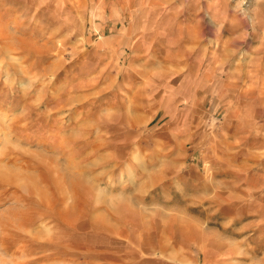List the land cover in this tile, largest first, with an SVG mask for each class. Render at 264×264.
Wrapping results in <instances>:
<instances>
[{
  "label": "rangeland",
  "instance_id": "374dc122",
  "mask_svg": "<svg viewBox=\"0 0 264 264\" xmlns=\"http://www.w3.org/2000/svg\"><path fill=\"white\" fill-rule=\"evenodd\" d=\"M0 32V165L39 214L2 258L264 264V0H0Z\"/></svg>",
  "mask_w": 264,
  "mask_h": 264
},
{
  "label": "bare ground",
  "instance_id": "6f19581e",
  "mask_svg": "<svg viewBox=\"0 0 264 264\" xmlns=\"http://www.w3.org/2000/svg\"><path fill=\"white\" fill-rule=\"evenodd\" d=\"M14 30V29H13ZM2 32V31H1ZM0 32V33H1ZM13 34V33H12ZM1 35V34H0ZM5 36V35H4ZM8 38V37H7ZM18 38V37H17ZM9 39V38H8ZM7 39V40H8ZM19 40V38H18ZM23 41V40H22ZM21 43V42H19ZM18 43V44H19ZM25 43V42H24ZM13 44V43H12ZM22 44V43H21ZM7 45V44H6ZM20 45V44H19ZM21 46V45H20ZM17 47V46H16ZM26 47V45H25ZM19 48V47H18ZM4 49V48H3ZM6 49V48H5ZM31 49V48H30ZM7 50V49H6ZM13 50V49H12ZM4 51V50H3ZM16 51V50H15ZM20 51L19 49L17 50V52ZM1 54V53H0ZM7 54V53H6ZM6 56V55H5ZM2 57V56H1ZM4 68V67H3ZM8 73V72H7ZM6 78V77H5ZM9 78V77H8ZM12 81V80H11ZM3 113V112H2ZM9 115H7L8 117ZM6 117V116H5ZM13 117V116H12ZM3 118V116H2ZM11 118V117H10ZM16 118V117H15ZM14 118V119H15ZM12 119V118H11ZM13 120V119H12ZM3 123V121H1ZM9 122V121H8ZM6 123V122H5ZM17 123V122H16ZM1 125V123H0ZM19 125V124H17ZM4 127L6 129H9L11 126H10V123H6L4 124ZM13 127V125H12ZM17 127V126H16ZM42 129V128H41ZM16 130V129H15ZM8 133H6V135L4 137H1V134H0V139H2V146H0V150L3 149L6 153H11V151L13 150H10L9 148H7L5 145L8 141H16V142H19V139L17 138V136L13 137L15 138L13 140V138L10 137V135H8ZM13 136V135H11ZM1 141V140H0ZM60 142V141H59ZM62 142V141H61ZM60 142V143H61ZM82 142V141H81ZM85 142V141H84ZM15 143V142H13ZM44 143V141H43ZM87 144V143H86ZM57 145V144H56ZM60 145V144H59ZM78 147V146H77ZM53 148H56V147H53ZM18 150V149H17ZM14 151V150H13ZM16 152V151H15ZM14 152V153H15ZM5 154V153H4ZM7 156V155H6ZM15 158V157H14ZM13 158V159H14ZM25 158V157H24ZM47 160L50 159L51 157L50 156H46ZM2 160V159H1ZM9 159H7L8 161ZM12 160V159H11ZM15 160V159H14ZM6 161V163H7ZM16 161V160H15ZM26 162V161H25ZM0 169H6L4 172L0 173V200L2 199L1 196L2 195H5L7 191V189H5L4 187L8 186L10 189L11 187H13L14 185L15 186H19V185H22L23 184V181L25 180V177H24V173H19L17 170H12L11 168H8V167H5L4 165H0ZM8 170H10L9 172H7ZM71 180H74L73 182V185L77 184V182L81 181L82 177L80 175H71ZM13 185V186H12ZM4 186L2 189L1 187ZM28 192L27 195L30 194H37L38 196H42L41 193L39 190H33V189H29V190H26ZM25 191V192H26ZM10 193L13 197H17V198H20V199H23L25 201L28 202V207L32 204V207L33 205L37 204L38 201H36L35 199H32V198H27L25 197V195H19L17 194L16 190H10ZM7 196V195H6ZM43 204H42V203ZM41 202H39V205L40 203L47 207V210L48 208L49 209H53L52 207V201L49 200V199H44L42 200ZM45 204V205H44ZM54 206V204H53ZM31 207V206H30ZM29 207V210H19L18 212V216H15V217H10V216H7V217H4V219L2 220L0 218V249L4 252V253H7V251H9L11 248H14V247H18L19 244L22 243H26V246H31L33 247V245L35 244V238H34V232L31 228V225L30 227H27L28 228V232H24V230H26L27 228L24 226V229L22 228L23 226V223H27V224H30L31 223V220H33L34 217L36 216H39L38 212L34 209H31ZM35 207V206H34ZM73 208V207H72ZM44 209V208H43ZM54 210V209H53ZM50 211V210H49ZM68 211V208H61L59 210H57V212L59 213H67ZM72 211V209L70 210ZM69 212V211H68ZM47 214V213H46ZM47 216V215H46ZM51 216V215H50ZM48 218V216H47ZM26 228V229H25ZM33 249V248H32ZM31 249V251H32ZM30 252V251H29ZM32 256L33 254L32 253H29V256ZM27 264H32L33 263V260L31 259L29 262H26ZM0 264H9L8 261L5 259V258H2L1 255H0Z\"/></svg>",
  "mask_w": 264,
  "mask_h": 264
}]
</instances>
